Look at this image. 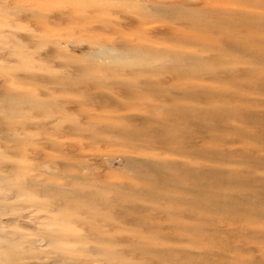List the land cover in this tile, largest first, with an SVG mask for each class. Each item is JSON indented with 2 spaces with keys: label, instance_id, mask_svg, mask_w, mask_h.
Wrapping results in <instances>:
<instances>
[{
  "label": "rangeland",
  "instance_id": "374dc122",
  "mask_svg": "<svg viewBox=\"0 0 264 264\" xmlns=\"http://www.w3.org/2000/svg\"><path fill=\"white\" fill-rule=\"evenodd\" d=\"M0 264H264V0H0Z\"/></svg>",
  "mask_w": 264,
  "mask_h": 264
}]
</instances>
